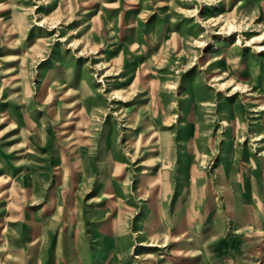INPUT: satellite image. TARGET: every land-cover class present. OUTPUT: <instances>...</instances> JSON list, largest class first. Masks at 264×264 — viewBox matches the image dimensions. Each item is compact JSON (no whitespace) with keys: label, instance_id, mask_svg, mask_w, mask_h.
Listing matches in <instances>:
<instances>
[{"label":"rangeland","instance_id":"obj_1","mask_svg":"<svg viewBox=\"0 0 264 264\" xmlns=\"http://www.w3.org/2000/svg\"><path fill=\"white\" fill-rule=\"evenodd\" d=\"M0 264H264V0H0Z\"/></svg>","mask_w":264,"mask_h":264}]
</instances>
